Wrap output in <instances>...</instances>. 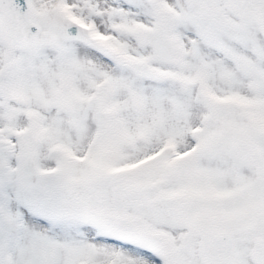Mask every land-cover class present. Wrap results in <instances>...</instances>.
<instances>
[{"label":"snow or ice","instance_id":"snow-or-ice-1","mask_svg":"<svg viewBox=\"0 0 264 264\" xmlns=\"http://www.w3.org/2000/svg\"><path fill=\"white\" fill-rule=\"evenodd\" d=\"M0 264H264V0H0Z\"/></svg>","mask_w":264,"mask_h":264}]
</instances>
